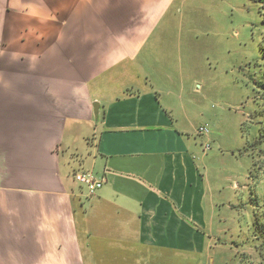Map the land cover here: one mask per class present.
Masks as SVG:
<instances>
[{"label": "crops", "instance_id": "0c3cea01", "mask_svg": "<svg viewBox=\"0 0 264 264\" xmlns=\"http://www.w3.org/2000/svg\"><path fill=\"white\" fill-rule=\"evenodd\" d=\"M201 1L0 0V264H235Z\"/></svg>", "mask_w": 264, "mask_h": 264}, {"label": "rangeland", "instance_id": "374dc122", "mask_svg": "<svg viewBox=\"0 0 264 264\" xmlns=\"http://www.w3.org/2000/svg\"><path fill=\"white\" fill-rule=\"evenodd\" d=\"M197 8L192 14L199 12L197 17L212 31L213 46L198 59L202 123L209 127L202 138L204 147H210L205 163L226 188L219 194L220 202L222 196L226 199L219 207L220 225L234 231L235 264H264V236L256 229V218L264 219V147L251 151L254 159L244 149L258 134L256 122L264 118V89L258 85L264 82L262 17L247 0H202ZM244 122L249 126L245 136ZM231 176L239 184L235 190L229 187Z\"/></svg>", "mask_w": 264, "mask_h": 264}, {"label": "trees", "instance_id": "16d2710c", "mask_svg": "<svg viewBox=\"0 0 264 264\" xmlns=\"http://www.w3.org/2000/svg\"><path fill=\"white\" fill-rule=\"evenodd\" d=\"M247 1L255 4L258 7V13L262 17V25H264V0H247ZM260 49L263 52V60H264V46L260 45ZM258 85L260 88L264 89V82H262V81L258 82ZM256 125L258 126V130H257L258 134L252 143L253 145L251 144L247 148L244 147L245 150L248 149V151H250V152L251 151L254 152V150H256V149H261L262 145L264 147V118L259 119L256 122ZM248 128H249V126H247V124L244 122L242 124V132H243L244 136L248 133ZM252 152H251V155L253 157L254 154ZM253 159H254V157H253ZM256 229H259L260 236H262V235L264 236V219L260 220V219L256 218Z\"/></svg>", "mask_w": 264, "mask_h": 264}, {"label": "built area", "instance_id": "2783aa9c", "mask_svg": "<svg viewBox=\"0 0 264 264\" xmlns=\"http://www.w3.org/2000/svg\"><path fill=\"white\" fill-rule=\"evenodd\" d=\"M208 133H209V127L207 125L200 127L198 130V134L200 135H207ZM208 149H210L209 146L205 148V150ZM74 178L76 182L87 188L90 196L95 195V193L99 189H101L105 184L104 178H97L91 172L88 171L76 172L74 174Z\"/></svg>", "mask_w": 264, "mask_h": 264}]
</instances>
